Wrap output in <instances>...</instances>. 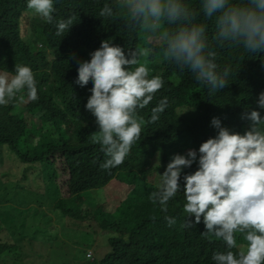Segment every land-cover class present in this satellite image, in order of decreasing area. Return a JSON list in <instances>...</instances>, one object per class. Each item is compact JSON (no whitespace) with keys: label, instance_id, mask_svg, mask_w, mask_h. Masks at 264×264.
<instances>
[{"label":"trees","instance_id":"trees-1","mask_svg":"<svg viewBox=\"0 0 264 264\" xmlns=\"http://www.w3.org/2000/svg\"><path fill=\"white\" fill-rule=\"evenodd\" d=\"M111 2L54 0L55 21L74 18V24L61 37L55 34V21L48 24L30 17L26 0H0V69L14 74L15 65H26L39 82L36 101L0 106V204L9 205L18 221L24 219L27 231L19 236L13 234L12 243L0 242L3 264L9 260L14 264L44 262L37 246L50 247V241L33 238L30 219L37 221L42 232L50 233L59 225L54 217L59 216L57 211L68 229L80 225L111 234L110 251L99 259L89 252L81 264H213L212 254L225 251L221 241L201 235L202 223L191 229L181 227L185 219L182 194L169 202L167 213L153 205L148 195L157 184L148 181L147 176L163 174L175 154L198 150L202 142L214 137L210 126L213 117L220 118L232 132L243 134L247 130L241 114L257 104L258 97L254 99L258 92H264V53L252 56L239 48H221L213 39L214 22L201 17L220 69H232L229 85L209 96L205 86L195 82L189 72H180L162 59L158 40L139 32L129 35L122 30L120 21L100 18L101 7ZM185 2L198 7V0ZM24 22L30 26L27 32H23ZM106 39L124 48L126 54L148 43L156 47L155 54L147 58V66L150 76L159 75L165 83L140 115L147 120L159 99L166 97L168 101L160 119L143 127L140 140L132 146L124 163L108 171L100 168L107 157L100 145L93 143L95 118L84 108L91 82L84 88L73 83L77 76L74 68L78 66L73 57L90 59L89 54ZM34 43L42 46L36 48ZM139 60L144 62L145 58ZM21 97L27 96L21 92L16 98ZM46 134L51 136L50 144L41 143ZM3 150H7L6 154ZM196 167L194 163L184 169L182 176ZM31 170L42 177V184H25ZM61 173L67 177L66 197L56 183ZM16 182L19 185L12 189ZM99 188L104 189L101 203L91 210V205L82 201V193ZM47 192L48 200L38 199ZM108 198H114L111 210L103 204ZM164 215L175 217L177 223L168 227ZM15 227V223L8 228L0 223V234L6 230L10 236Z\"/></svg>","mask_w":264,"mask_h":264},{"label":"clouds","instance_id":"clouds-1","mask_svg":"<svg viewBox=\"0 0 264 264\" xmlns=\"http://www.w3.org/2000/svg\"><path fill=\"white\" fill-rule=\"evenodd\" d=\"M26 9L48 24L55 21L54 0H26ZM98 16L120 21L129 35L139 32L158 40L162 59L180 72H189L209 96L229 85L232 69H220L201 17L214 22L213 39L221 48H239L252 56L264 53V0H198L197 8L185 0H113L101 7ZM73 24L74 18L55 21V34L63 37ZM155 52L156 47L148 43L126 54L106 39L89 54L90 59L73 57L78 65L73 83L81 88L92 85L84 108L95 118L93 143L107 157L100 163L102 170L122 165L143 127L156 123L168 107L164 97L151 108L147 120L140 115L165 83L159 75L150 76L147 58ZM0 71V106L15 99L28 98L25 105L38 99L39 82L29 66L15 65L14 74ZM21 92L27 97L16 98ZM258 94L257 104L241 114L247 127L243 134L213 117L210 126L216 135L198 150L175 154L148 195L153 205L167 213L169 202L182 194L181 227L191 229L202 223L201 235L225 247L212 254L213 264H264V92ZM194 163L196 169L182 176ZM81 215L85 217V212ZM163 219L170 228L177 223L173 216Z\"/></svg>","mask_w":264,"mask_h":264},{"label":"rangeland","instance_id":"rangeland-1","mask_svg":"<svg viewBox=\"0 0 264 264\" xmlns=\"http://www.w3.org/2000/svg\"><path fill=\"white\" fill-rule=\"evenodd\" d=\"M29 14L31 18L34 17L31 13ZM22 28H23V32H27L30 26L28 25V23L25 24L24 22L22 23ZM30 37H31V32L29 38ZM34 46L38 48L41 47L42 44L34 43ZM29 101L30 100L28 98H21V102L24 104ZM12 102L15 104L17 102V99L13 100ZM19 106L24 107V105H19ZM51 141H52L51 136L46 134L43 136L41 143L50 144ZM6 152L7 150L2 151V153L4 154H6ZM57 165L59 166V164ZM35 171L38 172L39 170L37 169ZM29 175L30 178L28 181L25 182V184L31 185L35 182L40 184L43 183L42 177H40L38 174H35L32 170L29 172ZM63 175L64 174L62 173L57 175L56 183L60 187V191L63 193L64 197H66L68 196V189L66 185L67 177ZM156 175L155 177H153V175L150 173L147 176L148 181L157 184L159 182L157 176L159 175L157 176ZM2 176H3V172L0 171V179L2 178ZM17 185H19V182L12 184V189L15 188ZM103 190L104 189L99 188V189L88 190L83 192L82 201L85 203H89L91 205V210H93L101 203L100 199ZM48 192L44 195L45 197L39 196L38 199L42 200V198H46L48 200L49 198ZM127 194L128 192L125 194L123 198H126ZM113 202H114V198L113 199L108 198L106 201L103 202L106 210L112 209ZM75 203L79 204L78 200H76ZM82 211H84V209ZM57 212L59 216L54 215V217L56 223H58L59 225L55 226L50 233L42 232L37 225V221L35 219L34 220L30 219V223L33 227L31 231V233L33 234V238H39L40 241L43 240L50 241V247L48 245H44V247L41 249L40 246H37V252L42 253L41 259L44 261L41 264H64V263L81 264L82 262L85 261L84 260L85 256L89 252L94 254L95 259H99L103 255V253L110 251L109 238L111 237V234L107 232L105 233L103 231L91 230L90 228L88 229L82 228L80 225H75L74 229H68L67 227H64L62 225V217L59 211ZM86 220L91 221L92 224L95 223V220L93 219H86ZM0 223H2L5 226V228L10 227L14 223L16 224L15 230L11 232L10 236L7 235L6 230L2 231V233L0 234V242L12 243L15 240L13 234L19 236L20 233L25 234L27 232L24 226L25 220L19 219L18 221L17 215L15 214V212L12 211V208L9 205L7 207V205L0 204ZM0 264H3L1 260H0ZM4 264H14V262L12 260H9Z\"/></svg>","mask_w":264,"mask_h":264},{"label":"crops","instance_id":"crops-1","mask_svg":"<svg viewBox=\"0 0 264 264\" xmlns=\"http://www.w3.org/2000/svg\"><path fill=\"white\" fill-rule=\"evenodd\" d=\"M0 72H2V71H0Z\"/></svg>","mask_w":264,"mask_h":264}]
</instances>
